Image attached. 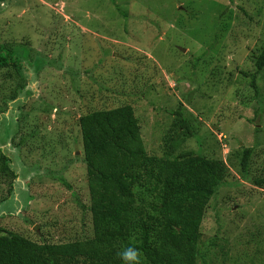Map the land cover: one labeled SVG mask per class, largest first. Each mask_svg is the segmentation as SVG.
I'll return each instance as SVG.
<instances>
[{
	"label": "rangeland",
	"instance_id": "374dc122",
	"mask_svg": "<svg viewBox=\"0 0 264 264\" xmlns=\"http://www.w3.org/2000/svg\"><path fill=\"white\" fill-rule=\"evenodd\" d=\"M114 1L0 2V55L7 58L0 69V150L18 174L11 197L0 204V228L36 238L47 225L44 236L58 240L62 235L48 225L60 223L70 227L61 232L65 240L90 237L86 169L80 159L68 163L82 153L79 114L73 113L130 104L147 149L162 155V138L175 119L170 111L182 105L196 137L178 152L222 159L231 170L206 211L203 240L222 245L213 254L216 264H264V187L242 178L238 153L254 148L250 171L259 177L264 70L256 73L249 56L264 46V0ZM225 13L231 18L224 27ZM15 63L28 80L10 100ZM35 119L52 139L31 141ZM14 135V142L25 139L22 146H14ZM45 143H53L51 153L49 146L44 154ZM7 181L0 178L4 196Z\"/></svg>",
	"mask_w": 264,
	"mask_h": 264
},
{
	"label": "trees",
	"instance_id": "16d2710c",
	"mask_svg": "<svg viewBox=\"0 0 264 264\" xmlns=\"http://www.w3.org/2000/svg\"><path fill=\"white\" fill-rule=\"evenodd\" d=\"M225 15L221 16L224 27L231 18V14ZM101 31L106 34L108 30ZM261 49L260 54L254 52L249 56L256 73L264 70V46ZM204 56L195 58V68ZM6 60L0 55V69ZM13 65L17 68V85L10 100L18 97L28 80L22 67ZM61 105L68 107L67 103ZM79 111L77 108L73 114H79L77 128L82 153L68 159V163L73 165L80 159L86 169L90 194L87 208L90 224L86 229L90 237L72 239L71 236L65 240L63 233H68L70 227L61 228L60 223L48 225L49 229L56 230H52L55 234L62 235V238L56 236L58 240L55 236H44L47 225L38 227L36 238L0 228V264H216L213 254L222 245L215 238L204 241L201 226L211 200L226 184L231 170L222 159L209 158L194 150L178 152L189 138L196 137L193 121L183 114L186 108L181 105L176 111H170L175 119L169 133L162 138V155L147 149L132 105ZM60 115L61 111L57 113V120L61 119ZM29 119L28 116L26 120ZM33 121L37 122L29 131L32 142L53 138L47 127L41 128L38 120ZM15 138L16 135L12 139L14 146H22V140L25 142V139L14 142ZM45 145L44 154L49 146L51 153L53 143ZM65 146L72 151L67 142ZM34 147L38 151L39 147ZM254 151L250 147L238 152L240 173L244 180L262 188L264 169L254 179L250 171ZM9 164L10 159L0 150V178L9 180L1 184L10 185L6 196L0 191V204L11 197L14 180L18 178ZM84 234L82 230L78 236Z\"/></svg>",
	"mask_w": 264,
	"mask_h": 264
},
{
	"label": "water",
	"instance_id": "95a60500",
	"mask_svg": "<svg viewBox=\"0 0 264 264\" xmlns=\"http://www.w3.org/2000/svg\"><path fill=\"white\" fill-rule=\"evenodd\" d=\"M185 51V50H184Z\"/></svg>",
	"mask_w": 264,
	"mask_h": 264
}]
</instances>
